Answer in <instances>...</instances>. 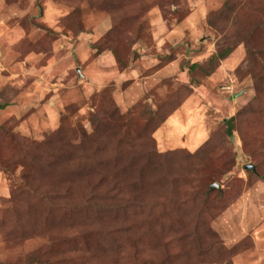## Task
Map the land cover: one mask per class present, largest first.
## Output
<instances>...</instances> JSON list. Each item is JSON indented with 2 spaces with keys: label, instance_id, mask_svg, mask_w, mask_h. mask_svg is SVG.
<instances>
[{
  "label": "rangeland",
  "instance_id": "obj_1",
  "mask_svg": "<svg viewBox=\"0 0 264 264\" xmlns=\"http://www.w3.org/2000/svg\"><path fill=\"white\" fill-rule=\"evenodd\" d=\"M114 1L0 0V264H264V0ZM76 131L104 147L75 161L119 136L124 160L184 153L137 194L115 181L125 218L69 213L41 144Z\"/></svg>",
  "mask_w": 264,
  "mask_h": 264
},
{
  "label": "trees",
  "instance_id": "obj_2",
  "mask_svg": "<svg viewBox=\"0 0 264 264\" xmlns=\"http://www.w3.org/2000/svg\"><path fill=\"white\" fill-rule=\"evenodd\" d=\"M101 1L104 5L116 6L118 4V2L114 0ZM234 51L235 45L231 43L227 44L212 55L210 63L213 61H223ZM198 66V64L193 65L191 70H194V68ZM207 73L210 72L207 71ZM164 122L165 119L162 120L161 124ZM231 123L232 119L228 121L229 136H232ZM54 137H56L58 141H61V132L56 133ZM123 141L124 137L119 136L117 143L114 145V151L111 153V159L108 157L109 154H106L104 155L106 157L95 158L91 155L87 160L77 159L75 161L70 159L69 155L76 149L83 150L86 146L90 145L95 148V153H100L103 151L101 148L104 147V144L91 139L89 140L85 135L79 133V131L71 132L68 138L61 142L60 146H57L58 144L51 139L45 140L41 146H43L45 150H48V161L46 159L48 163L47 174L51 177H60V179L63 178L68 181H66L68 184L67 186L54 189L52 194H49L50 202L55 204L58 199L57 195L61 194V200L63 201L61 205L64 207L65 211L69 213L77 212L81 209L83 212L92 210L99 215L109 214L111 218H125L141 201H138L136 198L128 199L125 192L122 191L123 189L117 186L119 180L121 181L127 178L128 187L131 190L130 194H137L142 186H145L150 180L158 179L165 181V179L173 177L176 172L174 171L176 169L175 166L180 162L181 154L184 153L183 151L179 152L175 150L158 153L154 149L147 148L138 151L136 154H130L124 160L121 154ZM56 146L58 147L57 150L55 149ZM53 151L56 152L53 153ZM202 153V150H198L190 156L200 157ZM33 160L34 158H30L29 155H26V167H34ZM98 169L104 172V174L96 176L95 174ZM110 170H115L116 172L110 176ZM76 178L84 182L85 192L79 190L74 193L73 186H71L73 182L71 180ZM215 193H217V191H208L206 194L212 196ZM194 231H196V228ZM208 232L210 234L209 230ZM109 240L110 247H113L114 244L111 243L113 240L111 238ZM198 244H200V241Z\"/></svg>",
  "mask_w": 264,
  "mask_h": 264
},
{
  "label": "water",
  "instance_id": "obj_3",
  "mask_svg": "<svg viewBox=\"0 0 264 264\" xmlns=\"http://www.w3.org/2000/svg\"><path fill=\"white\" fill-rule=\"evenodd\" d=\"M246 170H247V171H254V170H255V167L252 166V165H247V166H246ZM215 188H220V187H219L218 185H214V186H212L211 189H215Z\"/></svg>",
  "mask_w": 264,
  "mask_h": 264
}]
</instances>
